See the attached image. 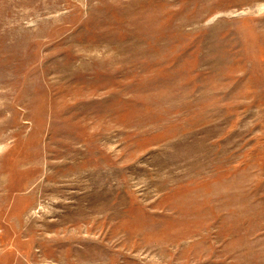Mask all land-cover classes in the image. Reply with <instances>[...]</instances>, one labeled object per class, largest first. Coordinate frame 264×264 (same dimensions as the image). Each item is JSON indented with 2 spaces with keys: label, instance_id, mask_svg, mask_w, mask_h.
Masks as SVG:
<instances>
[{
  "label": "rangeland",
  "instance_id": "rangeland-1",
  "mask_svg": "<svg viewBox=\"0 0 264 264\" xmlns=\"http://www.w3.org/2000/svg\"><path fill=\"white\" fill-rule=\"evenodd\" d=\"M0 264H264V0H0Z\"/></svg>",
  "mask_w": 264,
  "mask_h": 264
}]
</instances>
